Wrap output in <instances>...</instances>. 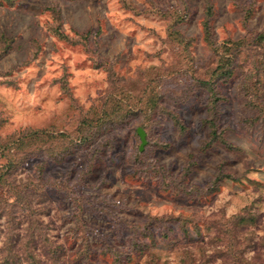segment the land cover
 Listing matches in <instances>:
<instances>
[{"label":"rangeland","instance_id":"374dc122","mask_svg":"<svg viewBox=\"0 0 264 264\" xmlns=\"http://www.w3.org/2000/svg\"><path fill=\"white\" fill-rule=\"evenodd\" d=\"M262 33L264 0H0V264L264 259Z\"/></svg>","mask_w":264,"mask_h":264},{"label":"trees","instance_id":"16d2710c","mask_svg":"<svg viewBox=\"0 0 264 264\" xmlns=\"http://www.w3.org/2000/svg\"><path fill=\"white\" fill-rule=\"evenodd\" d=\"M208 10H207V14L205 15V19H204V24H205V20L206 19H210V16H211V10H209L210 9V4H209V6H208V8H207ZM257 40H259V41H264V34L262 33V34H260L259 36H257V38H256ZM229 43L231 42V41H228ZM38 131L37 130H30V131H28V132H25V138L27 137V136H30L31 134H34V133H37ZM138 133V132H137ZM262 243V245H260V246H255L256 248H259V247H261V246H264V242H261ZM248 244H250V242L247 240L246 242H245V246L246 245H248ZM243 248V247H242ZM264 251V250H263ZM234 255H235V253H234ZM234 255H233V259H231V260H229V262H230V264H264V259H263V256H261V258L260 257H257V258H255L253 261H247L245 258H243V256L242 255H239V256H236V257H234Z\"/></svg>","mask_w":264,"mask_h":264},{"label":"water","instance_id":"95a60500","mask_svg":"<svg viewBox=\"0 0 264 264\" xmlns=\"http://www.w3.org/2000/svg\"><path fill=\"white\" fill-rule=\"evenodd\" d=\"M137 132H138V135H139L140 140H141L140 145H139V149L141 150L143 148L144 144L146 143L145 133L141 128H137Z\"/></svg>","mask_w":264,"mask_h":264}]
</instances>
